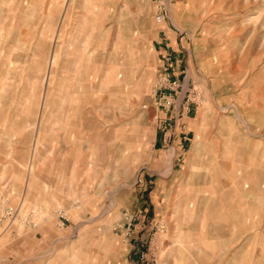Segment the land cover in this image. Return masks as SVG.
Returning a JSON list of instances; mask_svg holds the SVG:
<instances>
[{
	"label": "rangeland",
	"instance_id": "rangeland-1",
	"mask_svg": "<svg viewBox=\"0 0 264 264\" xmlns=\"http://www.w3.org/2000/svg\"><path fill=\"white\" fill-rule=\"evenodd\" d=\"M164 1L0 0V264H264V0ZM160 31L199 101L147 200Z\"/></svg>",
	"mask_w": 264,
	"mask_h": 264
},
{
	"label": "crops",
	"instance_id": "crops-1",
	"mask_svg": "<svg viewBox=\"0 0 264 264\" xmlns=\"http://www.w3.org/2000/svg\"><path fill=\"white\" fill-rule=\"evenodd\" d=\"M154 42L157 45L155 49L159 50V61L161 64L159 67L162 68L159 76L165 73L164 71H168L172 76L178 74L177 71L179 67L177 66V59L180 55L177 53L179 50L177 37L170 31H160L154 38ZM156 119L158 120L159 132L155 135L153 142L154 151L159 152L158 155L161 162L167 157L172 158L173 165L167 170L163 164L154 163L152 165L153 170L147 169L150 190L144 183L143 178H141L142 176H137L135 186L140 188V192L143 191L141 198H147V200L152 199L154 196L158 197L161 195V192H157L158 188L162 186V183L168 184L174 179L175 173L179 172L182 163H184L187 168L190 166V156L194 151L195 131L191 127L192 118L175 120L171 114H159ZM143 168H146V166ZM164 171H170V175L167 177L163 176L162 172ZM138 179H142L143 183L137 184ZM142 203L144 204L146 201Z\"/></svg>",
	"mask_w": 264,
	"mask_h": 264
},
{
	"label": "built area",
	"instance_id": "built-area-1",
	"mask_svg": "<svg viewBox=\"0 0 264 264\" xmlns=\"http://www.w3.org/2000/svg\"><path fill=\"white\" fill-rule=\"evenodd\" d=\"M156 4L155 21L163 23L167 19L168 8L164 0H152ZM154 99L158 111L163 114H171L175 120H182L191 111V104L198 102L193 98V89L178 78L172 77L169 73H163L158 77L156 83ZM144 109L148 106L144 105ZM142 179H138L137 184H142ZM144 258V255H142Z\"/></svg>",
	"mask_w": 264,
	"mask_h": 264
},
{
	"label": "bare ground",
	"instance_id": "bare-ground-1",
	"mask_svg": "<svg viewBox=\"0 0 264 264\" xmlns=\"http://www.w3.org/2000/svg\"><path fill=\"white\" fill-rule=\"evenodd\" d=\"M217 188H218V186H217ZM247 194H248V193H247ZM247 194H246V195H247ZM249 196H250V195H249ZM246 197H248V196H246ZM252 204H253V203H252ZM254 204H255V203H254ZM249 211H251V209H249ZM250 213H251V212H250ZM248 226H249V225H248ZM248 228H249V227H248ZM249 229H250V228H249Z\"/></svg>",
	"mask_w": 264,
	"mask_h": 264
}]
</instances>
